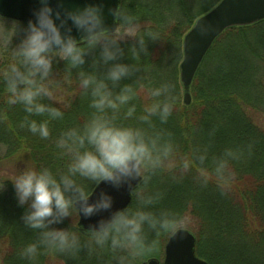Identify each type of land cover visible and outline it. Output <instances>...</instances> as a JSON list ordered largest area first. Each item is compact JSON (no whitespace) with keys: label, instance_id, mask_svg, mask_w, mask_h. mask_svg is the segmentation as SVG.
I'll return each mask as SVG.
<instances>
[{"label":"clouds","instance_id":"clouds-1","mask_svg":"<svg viewBox=\"0 0 264 264\" xmlns=\"http://www.w3.org/2000/svg\"><path fill=\"white\" fill-rule=\"evenodd\" d=\"M109 11L117 23L114 30L105 26L102 0L76 9L65 7L63 0H57L55 7L51 0H39L35 19L26 25L4 21L0 47L10 54L11 62L0 71V82L8 94L7 103L22 106L28 117H47L26 118L22 126L49 139L51 122L64 117L60 108L41 102L53 98L54 65L60 61L67 72L76 70L90 110L82 124L65 128L54 139L56 153L65 161L61 169L25 168L7 179L13 182L18 205L25 208L24 226L36 234L20 250L29 262L45 254L76 257L87 250L107 255L110 264H141L157 247L151 237L177 234L184 226L180 216L157 211L161 196L146 191L150 174L166 166L175 148L150 135L143 125L153 118L168 121L174 110L175 86L163 82L148 87L142 96L145 85L139 79L135 85L121 84L140 69L141 54L148 52L147 40L158 39V34L142 29L139 18L121 4ZM73 27L81 33L79 39L72 34ZM17 36L18 42L13 43ZM130 38L134 43L128 54L133 62L125 63L122 43ZM89 56L91 67L85 69ZM138 97L143 101L139 115L134 103ZM225 156L235 154L226 149ZM177 166L186 172L195 161L185 157ZM199 176L205 183L215 182L226 189L234 173L228 160L221 159L214 173L203 169ZM102 182L117 190L127 187L135 203L113 210V195L104 189L96 192ZM3 188L4 183L0 184ZM101 213L109 214L87 229L81 224L78 228L56 226L74 215L80 221Z\"/></svg>","mask_w":264,"mask_h":264},{"label":"trees","instance_id":"trees-1","mask_svg":"<svg viewBox=\"0 0 264 264\" xmlns=\"http://www.w3.org/2000/svg\"><path fill=\"white\" fill-rule=\"evenodd\" d=\"M219 1L122 0L121 6L139 18L142 29L157 33L158 39L147 40L148 52L141 54L140 69L121 84L135 85L139 79L145 85L142 96L148 87L163 82L175 86L174 110L168 121L161 123L153 118L143 125L150 135L158 136L161 142H171L175 148L166 166L150 174L146 185L148 193L161 196L156 210L183 219V227L196 236L197 255L207 264H264V128L255 124V115H251L264 113V102L255 101L259 91L264 90V20L230 27L214 41L192 81L191 103H182L178 66L183 36L195 19ZM190 3L196 4L195 9ZM133 43L132 39L122 43L125 63L133 62L128 54ZM91 59L89 56L85 69H90ZM10 62V54L0 47V71ZM52 79L53 98L45 97L41 102L60 108L64 117L51 122L49 139H41L22 126L26 118L47 117H28L22 106L9 105L0 82V145L6 148L5 159L22 158L13 157L22 153L29 159L28 168L63 167L65 161L58 157L54 139L65 128L82 124L88 118L89 101L78 86L76 70L67 72L63 61L54 65ZM134 103L139 115L143 101L138 97ZM226 149L233 150L235 156L226 157ZM185 157L195 161V166L186 172L177 166ZM221 159L228 160L234 173L226 189L215 182L205 183L199 176L203 169L214 173ZM4 186L0 193L2 264H110L107 255L89 254L87 250L76 257L45 254L35 262L23 259L20 250L36 234L23 224L25 208L17 203L13 182ZM73 218L76 215L56 226H73ZM170 235L151 237L157 247L144 258L158 257Z\"/></svg>","mask_w":264,"mask_h":264},{"label":"water","instance_id":"water-1","mask_svg":"<svg viewBox=\"0 0 264 264\" xmlns=\"http://www.w3.org/2000/svg\"><path fill=\"white\" fill-rule=\"evenodd\" d=\"M101 0H63L65 7L70 9L83 8L87 3H97ZM104 5L105 26L110 30L117 27L113 14L109 11L122 5V0H102ZM53 7L57 0H51ZM39 7V0H0V16L4 18L28 22L35 19L34 9ZM264 20V0H220L210 10L199 16L185 33L182 39V60L179 64V81L182 88L184 105L191 103V84L195 74L211 48L214 41L228 28L249 26ZM71 24V21H69ZM72 34L79 39L81 33L72 29ZM101 189L109 191L114 197L113 210L127 206L132 202V194L127 187L112 188L101 183L96 192ZM101 213L91 218H81L77 221V228L82 225L87 229L97 222ZM144 264H160L156 258H150ZM162 264H207L196 253V236L190 230L182 228L177 234H172L164 248Z\"/></svg>","mask_w":264,"mask_h":264},{"label":"rangeland","instance_id":"rangeland-1","mask_svg":"<svg viewBox=\"0 0 264 264\" xmlns=\"http://www.w3.org/2000/svg\"><path fill=\"white\" fill-rule=\"evenodd\" d=\"M189 5H190V7L192 9H195L194 6H196V4H194V3L191 4L190 3ZM4 21H6L10 25L11 22L14 21V20L0 17V37H2V35H3ZM19 38H20L19 36L15 37L13 43L18 42ZM178 70H179V66H178ZM261 76H262V74L259 73V79L263 80ZM263 83H264V81H263ZM181 95H182V88H181ZM255 101L256 102H264V90L259 91V98L257 97L255 99ZM55 103H58V102H55ZM251 115H255V116H252L253 119H254L255 124H257V125H259V126L264 128V113H261L260 111L259 112L257 111V113H253ZM5 156H6V148H4L3 146L0 145V184H2V183L5 184L6 182L11 181V180H7V179H9L10 177L16 175L18 172L24 170L25 168L30 167L29 159L26 158V156L24 154H22V153H18L16 155H14L13 156L14 158L19 157V156L22 157V158L19 157V159H14V160H12L13 158L5 159L4 158ZM4 188H5V186H4ZM4 188L2 190H0V193H2V191H4ZM73 219H74L75 222L73 221L72 225L77 227L78 215H76V218H73ZM185 229H187V228H185ZM171 235H172V233H171ZM168 239L169 238H167L164 241V243L162 244L158 257L155 256V255L154 256H148V257L143 259L142 264H144V262H146L150 258H156V259L159 260L160 264H162V261H163V258H164V248H165V245H166ZM3 256H4V248H3L2 243L0 242V264H2V262H3L2 261L3 260ZM53 262L54 261H52L51 264H59L58 262L57 263L56 262L53 263Z\"/></svg>","mask_w":264,"mask_h":264}]
</instances>
